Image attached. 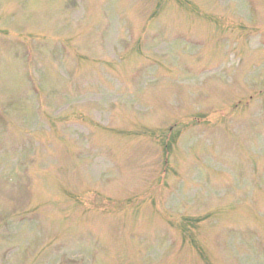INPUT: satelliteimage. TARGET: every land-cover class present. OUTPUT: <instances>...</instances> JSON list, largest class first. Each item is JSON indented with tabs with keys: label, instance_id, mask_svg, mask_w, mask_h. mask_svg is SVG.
I'll use <instances>...</instances> for the list:
<instances>
[{
	"label": "rangeland",
	"instance_id": "rangeland-1",
	"mask_svg": "<svg viewBox=\"0 0 264 264\" xmlns=\"http://www.w3.org/2000/svg\"><path fill=\"white\" fill-rule=\"evenodd\" d=\"M0 264H264V0H0Z\"/></svg>",
	"mask_w": 264,
	"mask_h": 264
}]
</instances>
